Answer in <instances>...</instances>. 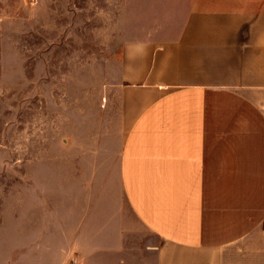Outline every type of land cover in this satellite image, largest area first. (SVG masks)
<instances>
[{
  "label": "crops",
  "instance_id": "0c3cea01",
  "mask_svg": "<svg viewBox=\"0 0 264 264\" xmlns=\"http://www.w3.org/2000/svg\"><path fill=\"white\" fill-rule=\"evenodd\" d=\"M169 4L121 48L96 160L52 201L0 191V264H264V0Z\"/></svg>",
  "mask_w": 264,
  "mask_h": 264
},
{
  "label": "rangeland",
  "instance_id": "374dc122",
  "mask_svg": "<svg viewBox=\"0 0 264 264\" xmlns=\"http://www.w3.org/2000/svg\"><path fill=\"white\" fill-rule=\"evenodd\" d=\"M169 1L0 0L2 200L16 189L22 208L43 183L52 201L80 163L96 160L121 48L176 29L180 11Z\"/></svg>",
  "mask_w": 264,
  "mask_h": 264
},
{
  "label": "built area",
  "instance_id": "2783aa9c",
  "mask_svg": "<svg viewBox=\"0 0 264 264\" xmlns=\"http://www.w3.org/2000/svg\"><path fill=\"white\" fill-rule=\"evenodd\" d=\"M74 262L73 261H71L69 264H73Z\"/></svg>",
  "mask_w": 264,
  "mask_h": 264
}]
</instances>
